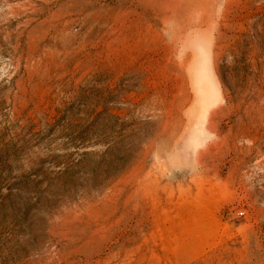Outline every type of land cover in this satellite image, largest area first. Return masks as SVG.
I'll return each mask as SVG.
<instances>
[{
	"label": "rangeland",
	"instance_id": "374dc122",
	"mask_svg": "<svg viewBox=\"0 0 264 264\" xmlns=\"http://www.w3.org/2000/svg\"><path fill=\"white\" fill-rule=\"evenodd\" d=\"M0 264H264V0H0Z\"/></svg>",
	"mask_w": 264,
	"mask_h": 264
}]
</instances>
